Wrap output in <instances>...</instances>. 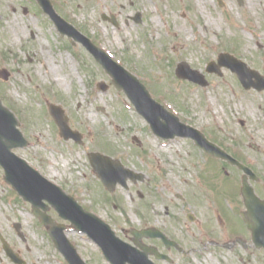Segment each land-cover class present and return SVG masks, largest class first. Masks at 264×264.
<instances>
[{
    "label": "rangeland",
    "instance_id": "1",
    "mask_svg": "<svg viewBox=\"0 0 264 264\" xmlns=\"http://www.w3.org/2000/svg\"><path fill=\"white\" fill-rule=\"evenodd\" d=\"M50 1L64 21L135 74L181 122L200 129L225 153L236 148L240 161L264 166V90H244L226 68L220 76L205 72L206 63L226 51L264 75V0H243L242 5L204 0L203 7L198 4L202 0H79L80 9L70 0ZM98 1L107 12H93L90 5ZM136 14L140 23L133 21ZM102 15L113 16L117 26ZM180 61L203 74L207 85L177 78ZM0 68L10 72L9 80H0V97L29 141L17 155L95 212L120 238L129 242L133 228L155 227L190 250L186 257L177 255L174 264H231L230 247L219 253L207 241L223 243L243 205L231 172L226 168L227 177L220 168L224 161L206 155L190 139L156 137L101 66L80 43L60 34L35 0H0ZM100 81L108 88H96ZM47 103L63 108L70 128L82 134V145L59 137ZM237 118L246 119L242 128ZM89 152L120 160L142 173L143 181H127V188L116 185L109 192L91 168ZM17 201L0 169V222L12 249L26 264H68L30 208ZM49 213L63 221L54 210ZM218 217L226 228L217 225ZM16 220L23 226L24 242L6 227ZM67 233L87 264H109L85 235L70 228ZM257 259L254 255L248 264H264V258ZM0 264H15L1 245Z\"/></svg>",
    "mask_w": 264,
    "mask_h": 264
},
{
    "label": "water",
    "instance_id": "2",
    "mask_svg": "<svg viewBox=\"0 0 264 264\" xmlns=\"http://www.w3.org/2000/svg\"><path fill=\"white\" fill-rule=\"evenodd\" d=\"M37 1L51 17L61 33L74 37V39L81 42L102 65L106 73L111 77L115 88L125 93L134 105L135 110L146 120L156 136L165 139L174 138L175 136L190 137L206 153L233 161L222 150L208 142L202 133L181 123L175 115L154 101L137 77L112 61L108 54L95 47L87 38L81 36L71 26L67 25L56 15L48 0ZM238 2L242 4L241 0H238ZM136 20H139V16H136ZM222 66L236 72L244 87L253 86L259 90L264 89V78L259 77L255 71L247 69L243 63L227 53L219 54L217 63L210 62L206 70L219 73V69ZM175 72L179 78L188 79L203 86L207 84L203 75L189 69L184 62L178 64ZM253 76L256 81L251 80ZM8 77L9 72L6 69H0V78L6 81ZM98 87L102 90L106 89L104 83H99ZM48 112L57 124L61 137L66 140L71 138L76 143H81V134L69 128L68 118L59 105L49 103ZM17 125L18 121L14 114L4 107L0 100V165L4 171V180L11 184L23 199L31 203L33 213L47 227V232L54 246L61 252L67 262L69 264H85L73 245L65 237L63 232L65 226L57 224L46 214L49 206L43 202L44 200L57 211L61 218L68 220L73 229L80 233H85L99 245L104 257L110 264H152L148 260V254L157 253L156 249L140 245L138 240L141 237L160 236L166 242L165 236L153 228L140 231L133 230V242L143 249L142 252L121 241L115 236L108 224L104 223L93 213L85 211L71 196L50 183L30 167L25 160L12 152V148L26 145V140L17 129ZM88 159L103 184L109 190H112L117 183L126 186L127 179L133 182L143 179L142 174H136L129 169H125L119 161L112 160L99 153H89ZM242 194L247 208L245 215L251 217L247 220L249 227L254 232V235L264 233V204L254 197L251 188L246 182H243ZM3 247L14 261L19 262L6 243H4Z\"/></svg>",
    "mask_w": 264,
    "mask_h": 264
},
{
    "label": "flooded vegetation",
    "instance_id": "3",
    "mask_svg": "<svg viewBox=\"0 0 264 264\" xmlns=\"http://www.w3.org/2000/svg\"><path fill=\"white\" fill-rule=\"evenodd\" d=\"M136 16L133 18V21L135 23H140L141 18L139 14V22L136 20ZM101 18L104 21L111 22L113 25L117 26V23L115 19L108 18L105 15H102ZM79 30V29H78ZM80 31V30H79ZM81 32V31H80ZM83 33V32H81ZM84 34V33H83ZM85 35V34H84ZM88 36V35H86ZM90 37V36H88ZM92 38V37H91ZM90 39V38H89ZM91 40V39H90ZM77 42V41H76ZM237 80V79H236ZM246 119L245 118H237L236 124H238L241 128L242 126L245 125ZM246 132V131H244ZM231 155L233 158L238 161L239 163L241 162V165L238 164H229L226 161L222 163V168L225 175H228V171L226 168L229 169L231 172V180L232 182L238 184L240 190H239V195L240 199L242 200L241 202L243 203L242 207H237L238 209V214L232 219L231 223H229V231L228 237L225 238V241L222 243L220 241H209L211 244L218 246V251L221 248H227L230 247L232 251H230V255L232 254L234 256V259L232 258L231 264H248L252 257L256 255L257 257L262 260L264 258V233L254 235L252 229L249 227L247 220L250 219L248 215L243 214V211H245V205H244V200H243V195L241 192V186L243 182H247V184L252 188L253 194L255 197L261 201L264 204V166L263 165H252L246 160L240 161L237 156L239 155V151L234 148L230 151ZM240 157V155H239ZM226 163V164H225ZM228 177V176H227ZM8 189H10V195H14V192L12 191V188L8 185H6ZM234 194H237V191L234 190ZM16 197V196H15ZM13 198V197H12ZM18 200V203H21L22 206L25 204L28 206L27 203L22 202L18 197H16ZM29 207V206H28ZM31 213V212H30ZM187 218L189 221H192L193 218L189 217L187 215ZM35 219V217H34ZM36 220V219H35ZM216 223L217 225L222 229L223 227L226 228V224L223 220H221L219 217L217 219ZM253 223V222H252ZM6 227L14 232V236L20 241L24 242L26 240L23 232V226L19 221H15L10 223V226L6 224ZM4 228L3 225L0 222V245L2 244V240H5L8 245L12 248V243L9 238H7L6 234L4 233ZM162 231L161 229H159ZM166 237L169 239L171 242L168 246H166L161 238H150L149 240H152L151 245L152 247L156 248L159 254L161 255H152L150 258L155 264H174L175 263V257L177 255H182V256H187L188 252L190 250H186V245H183L180 240L177 238H172L171 236L168 235L167 232L162 231ZM229 238V239H228ZM131 239V238H130ZM228 239V240H227ZM142 243L143 239L141 240ZM146 244V243H145ZM191 248V247H190ZM195 248V247H194ZM192 250V249H191ZM198 250V248H197ZM198 255L201 253L200 250L197 251ZM220 253V251H219ZM175 255V256H174ZM231 258V257H230ZM239 260V262H238ZM258 261V259H257ZM187 263H190L189 261H186ZM26 264V262L24 263Z\"/></svg>",
    "mask_w": 264,
    "mask_h": 264
},
{
    "label": "bare ground",
    "instance_id": "4",
    "mask_svg": "<svg viewBox=\"0 0 264 264\" xmlns=\"http://www.w3.org/2000/svg\"><path fill=\"white\" fill-rule=\"evenodd\" d=\"M71 2H73L74 4H76V6H77V8L78 9H80V2H78L79 0H70ZM70 2V3H71ZM198 4H201L202 5V7L204 6V4H205V1L204 0H202V2H198ZM87 7V6H86ZM90 8L93 10V12H97V13H104L106 10L104 9V6L101 4V3H99V1L98 2H95L94 4H91L90 5ZM109 10V9H108ZM107 12V11H106ZM116 12V11H115ZM14 24H16V22H13ZM185 31V30H184ZM14 32V31H13ZM211 103L213 104V105H215L216 104V102L212 99L211 100ZM252 103V102H251ZM246 106H249V103L247 102L246 103ZM66 236H68V234L66 235Z\"/></svg>",
    "mask_w": 264,
    "mask_h": 264
}]
</instances>
